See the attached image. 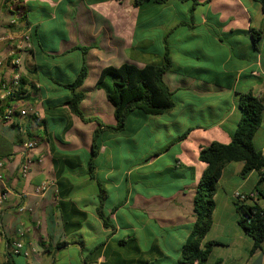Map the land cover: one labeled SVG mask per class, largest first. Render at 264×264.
Returning <instances> with one entry per match:
<instances>
[{"label":"crops","instance_id":"1","mask_svg":"<svg viewBox=\"0 0 264 264\" xmlns=\"http://www.w3.org/2000/svg\"><path fill=\"white\" fill-rule=\"evenodd\" d=\"M197 1L196 5L194 0L191 4L189 0H169L136 7L134 0H15L12 4L0 0V59H5L20 40L13 42L11 36L30 30L33 37L32 49L22 53L24 93L15 106H34L41 113L38 119L29 116L14 124L0 123V155L4 156L0 161V264H116V258L117 264H155L163 258L178 264L161 248L155 233H176L185 228L182 246L186 243L196 222L197 186L207 167L200 159L201 147L231 141L241 119L239 93L264 97L262 4L257 0ZM61 6L64 14L59 16ZM199 6L203 10L198 14ZM20 16L24 20L21 26L10 25ZM182 16L190 23L181 20ZM181 26L191 28L192 37L197 35V27H202L220 45L221 63L213 64V55L203 47H198L201 55L197 54V60H176L173 52L178 39L174 36ZM253 29L260 33L257 46ZM53 30L61 37L48 46ZM222 36L232 38L233 44ZM82 46L89 48L85 56L77 48ZM235 46L240 47L239 53L235 54ZM167 50L172 66L165 80L176 99L168 112L173 119L165 124L169 139L161 143L153 138L136 141L144 133L154 136L162 123L159 115L132 116L122 132L104 134L92 178L86 164L97 125L84 122L62 104L70 92L58 82L73 80L85 58L88 76L81 87L85 92L81 109L87 117L96 116L113 125L114 106L96 86L102 68L124 62L141 67L162 62ZM7 71L9 77L11 70ZM28 132L37 145L35 161L25 177L19 167ZM117 137L125 139L116 141ZM122 140L144 146L141 158L134 163L136 170L143 178L154 174L161 181L147 182L142 189L123 176L115 182L114 141L123 146ZM253 142L264 155V114ZM243 167L242 161L228 163L217 182L213 222L203 244L209 240L220 244L213 247L209 263L253 264L261 253L252 252L254 240L239 225L237 192L254 194V200L247 203H263L256 192L258 171L243 178ZM99 182L106 188L104 211L113 223L111 227L104 225L96 211ZM43 183L48 184L47 189L37 192ZM123 184L127 190L124 200H112L113 191ZM85 188L96 198L91 201V211L87 204H81L87 195L82 192H88ZM22 205L31 206L33 212H21ZM86 226L89 236L82 232ZM20 228L24 235L19 234ZM150 235L155 239L153 248L147 250L143 246L148 245ZM19 239L24 249L31 251L29 256L10 254Z\"/></svg>","mask_w":264,"mask_h":264},{"label":"trees","instance_id":"2","mask_svg":"<svg viewBox=\"0 0 264 264\" xmlns=\"http://www.w3.org/2000/svg\"><path fill=\"white\" fill-rule=\"evenodd\" d=\"M5 1L10 4L15 2V0ZM168 1L134 0V5L142 7L147 3L163 4ZM257 1L264 8V0ZM194 2L195 5L198 4L197 0H194ZM252 37L254 45L257 46L260 33L253 29ZM77 48L82 50L84 56L89 50L88 47L83 46ZM171 66L172 59L170 52L167 50L162 62H151L142 67L135 63L124 62L119 66L108 65L102 68L96 86L105 91L107 100L114 106L116 124L113 125L105 123L96 116L87 117L81 109V102L85 98V92L81 87L88 76V66L85 58L73 80L58 82L59 85L70 92V96L62 104L67 106L73 114L79 116L84 122H95L97 125L93 131L88 162V171L92 178H95L94 161L100 151L103 136L106 132H122L132 116H157L168 113L174 108V92L165 80V74ZM6 76L7 74L5 73L4 77L6 78ZM23 93L24 78L21 76L18 89L0 105V112L3 113L6 107L15 106V102L22 98ZM239 95L241 119L232 135L231 141L229 143L214 141L200 149V159L207 163V167L199 180L194 199L196 222L188 240L182 246L177 260L178 264H195L196 262L201 264H221L220 260L216 263H209L210 253L215 245L220 244L219 241L209 240L203 244V240L213 222L214 196L217 190V182L221 178L225 166L233 161H242L244 163L241 173L243 178L247 177L253 170L258 171L260 175L256 185V192L263 203L258 201H252L251 203L237 201V210L240 214L239 225L254 240L252 252L254 253L258 250L264 252V155L255 147L253 142L254 136L263 120L264 97L255 95L252 92L239 93ZM30 116L38 119L32 115ZM186 134L180 138H184ZM28 137V139L33 138L30 132H28ZM3 158L4 156L0 155V161ZM106 196V188L99 182L96 211L104 225L111 227L113 223L109 215L104 211ZM250 199L254 200L253 197ZM66 227L68 228V224ZM10 254L15 255L11 251Z\"/></svg>","mask_w":264,"mask_h":264},{"label":"rangeland","instance_id":"3","mask_svg":"<svg viewBox=\"0 0 264 264\" xmlns=\"http://www.w3.org/2000/svg\"><path fill=\"white\" fill-rule=\"evenodd\" d=\"M77 2V0H75ZM75 2V3H76ZM193 2V0H189L188 4H191ZM184 5V4H183ZM182 5V6H183ZM184 7H187V4L184 5ZM202 7H198V14L200 12H202ZM64 14L63 12V8L62 6L59 8L58 10V15H62ZM181 20H183L184 22L190 23V19H187L186 17L181 18ZM57 27V26H55ZM214 28L216 29V24H214ZM193 32V30L191 28H186V27H179L177 29L176 32V36L175 39H178L176 41V46H175V50L173 52V57L177 60H182L181 62L185 63L186 60L192 61L191 58L197 60V54L201 55V53H197L198 47H203L202 50L207 51L210 55H213V58L210 59L211 62L213 64H217L219 65L221 63V57L223 55L222 50H217V47H220V45H217L216 43H214L211 40V37L207 35V33H205V31H203L202 27H197L195 34H197L196 36L192 37L190 34ZM50 40L48 41V46H51L52 41L56 38V42L58 41V39L61 37L60 33H58V31L53 30L50 31ZM224 39L229 40L231 42V44H233V40L232 38H228L227 36H222ZM251 40V38H250ZM201 42V43H200ZM198 43H200L199 45H197ZM235 50V54L236 52H238L240 50L239 46H235L233 47ZM192 50V51H191ZM239 53V52H238ZM174 102L176 101V99L173 97ZM158 121L159 123H162V127L160 130H156L155 131V135L154 136H147L144 133V137L142 136H138L136 141L140 142L142 140H155L156 143H161V142H166L169 138H168V125H165L169 120H172L173 117L171 114L166 113V114H162L158 116ZM169 128H171L172 131H174L175 134H177L176 129L173 125H171V127L169 126ZM118 139H125L124 137H117L116 141ZM114 141L115 143V165L116 168L114 170L113 173V178L115 180V182H119L123 176L124 179H127L130 183L131 181L133 182V186H135L136 188L142 189L143 184L147 183V182H154V181H161L160 177H157V175L154 174H150L149 178H143L141 174H139V172L136 170V165L134 164L137 160H139V158H141L142 156V149H143V145L141 148V145L137 144L135 145L132 142H129L128 140H122L121 142H123V146H120L118 144V142ZM168 160L170 159L169 157L167 158ZM89 159L87 160V170L89 169V165H88ZM160 164V163H159ZM130 170V171H129ZM104 171V170H103ZM123 172L126 173V175H123ZM168 178V177H167ZM172 179V178H171ZM126 185V181L123 182ZM121 186V188L119 190H114L113 191V196H112V200H124L125 196L127 195V190L124 188L125 186ZM133 187V188H135ZM167 188V187H166ZM166 188H164L163 190H167ZM86 189V188H85ZM86 190H88V192H85V190L82 192L83 194H87L84 197H82V202L81 204H87V208L91 211V208L93 207V205L91 204V201H96V198L93 199V196H90L89 193L92 191L89 190V188H87ZM135 218V217H133ZM136 220V219H135ZM88 227L86 226L85 229H83L82 232H85V234L87 236H89V234L87 233ZM186 229H180V230H176V233L174 232H157L155 233L157 235V237L160 240V245L161 248L163 250H167L168 254L174 259V260H178L179 257V252H180V248L182 249V240L184 238L183 234L185 233ZM91 235H93V233L91 232ZM149 242L148 245L143 246L144 249L148 248L147 250L152 249L153 247V240L155 239L152 235H150V237L148 238ZM156 252V250H154ZM117 264V258L116 261H114ZM155 264H172V260H165L163 259H158L156 261Z\"/></svg>","mask_w":264,"mask_h":264},{"label":"built area","instance_id":"4","mask_svg":"<svg viewBox=\"0 0 264 264\" xmlns=\"http://www.w3.org/2000/svg\"><path fill=\"white\" fill-rule=\"evenodd\" d=\"M23 18L16 17L10 21V25L21 26L23 24ZM19 38L20 40L15 43L14 47L10 50V53L5 59H0V105L7 99L8 96L12 95L16 89H18L22 72L21 68L23 65L22 53L30 50L33 47L32 36L30 30L22 31L19 36H11L10 40L15 42ZM9 39V37H7ZM7 69L11 70V75L6 78L4 74H7ZM34 116L36 118L41 117L40 111L34 107H21L17 108L6 107L3 113L0 112V123L14 124L24 119L28 116ZM37 142L32 139H26L22 145V162L20 163L19 172L23 176H27L31 169L32 165L35 161V156L33 153L34 148L36 147ZM1 177V176H0ZM48 184L43 183L40 187H38L37 192H42L47 189ZM235 197L238 201H246L251 197H254V194H246L237 192ZM19 210L22 211H30L33 212V208L31 206L22 205L19 207ZM24 229H19V234L24 235ZM12 253L14 254H23L25 256H29L31 251L28 249H24V244L22 240H17L12 245Z\"/></svg>","mask_w":264,"mask_h":264},{"label":"water","instance_id":"5","mask_svg":"<svg viewBox=\"0 0 264 264\" xmlns=\"http://www.w3.org/2000/svg\"><path fill=\"white\" fill-rule=\"evenodd\" d=\"M264 252H261L253 264H263Z\"/></svg>","mask_w":264,"mask_h":264}]
</instances>
